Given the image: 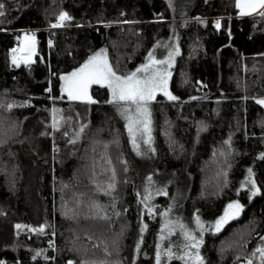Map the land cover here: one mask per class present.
I'll return each instance as SVG.
<instances>
[{
    "label": "trees",
    "instance_id": "trees-1",
    "mask_svg": "<svg viewBox=\"0 0 264 264\" xmlns=\"http://www.w3.org/2000/svg\"><path fill=\"white\" fill-rule=\"evenodd\" d=\"M0 3V261L155 264L168 195L141 203L147 174L107 87L93 84L95 102L73 104L60 76L100 49L126 75L165 41L179 49L168 82L178 99L162 92L149 104L150 166L180 182L172 222L200 218L204 264L252 258L264 243V106L253 99L264 97V17L239 15L235 0H195L182 15L169 0ZM60 11L72 20L52 27ZM24 31L35 32L37 53L16 65L12 50ZM73 105L83 108L82 121L67 119ZM249 168L260 189L251 198ZM233 200L244 206L240 215L217 233L208 229Z\"/></svg>",
    "mask_w": 264,
    "mask_h": 264
},
{
    "label": "snow or ice",
    "instance_id": "snow-or-ice-1",
    "mask_svg": "<svg viewBox=\"0 0 264 264\" xmlns=\"http://www.w3.org/2000/svg\"><path fill=\"white\" fill-rule=\"evenodd\" d=\"M4 7L5 5L0 3V16L4 15L2 11ZM235 7L239 10V15H251L258 12L260 16L264 17V0H235ZM70 20H72V17L67 12L60 11L52 27L63 26ZM216 26H220L219 21H216ZM157 43L159 44V42ZM49 44H51V41H49ZM155 47L156 45H153V48ZM35 50V37L28 36L26 38V44L22 49L12 50L13 64L18 65L21 62L28 64ZM18 51H20L22 55H17ZM178 51V48H169L167 56L162 60H158L150 50L146 57V63L139 65L134 71L126 75H118L109 63L105 50L101 49L93 55H90L78 68L60 76L62 81L61 91L67 93L69 100L94 103L95 101L92 96L89 95L90 86L93 84L106 85L110 94V99L106 102L116 104L117 112L126 121L125 128L127 129L129 141L132 144L133 150L136 151L137 155H141L139 141H143L145 145L151 148L149 102L155 99L157 92H163L169 100L178 99V97L168 91V77L171 75L168 68H171L174 57L178 54ZM165 64L167 68L163 67ZM158 65L160 67H157ZM191 99H195V97ZM253 99L256 100L257 104L264 106V97H254ZM7 107L11 109L13 104H8ZM53 111L55 112L56 110L54 109ZM56 127H58V124L54 117L53 128ZM152 151H155V149H152ZM260 155L261 158H264V153ZM252 175V169L249 168L248 176L245 177V181L251 185L249 198L260 191L256 186L255 180L251 178ZM114 176L115 173L113 171V178ZM148 179L151 180V177L149 176ZM246 186L248 185L245 182L241 183V188ZM113 187V183L108 184V188ZM161 191L162 189L157 190L156 194L159 195ZM145 192L144 200L141 201V203H145L147 207V201L150 199V195L147 194V188ZM243 207L244 206L239 200L230 201L225 206L223 214L215 220L211 230L213 232H219L225 224L240 215ZM170 209L171 206H169V209H166L164 213H160V215L166 217ZM148 210L151 213L152 209L149 208ZM195 220L196 226L200 230L199 238L183 223L168 221L161 224V229L166 230L169 234H171L177 226L180 228L181 234L184 236L185 241H187V243L183 245L184 251L179 257V259L184 260V264H204V258L200 255L199 249L203 243L202 237L206 229L198 216L195 217ZM16 227L19 229L22 226L17 225ZM43 228L44 225H40L39 229H33V231H42ZM143 231L144 226L141 227V232ZM260 240L264 242V237H260ZM136 248L139 250V242ZM174 256L175 253L172 251L171 245L162 249L161 245L157 243L155 253L156 264H163L165 259L171 260ZM253 258L258 260V264H264V243L258 245L253 250L252 258H246L244 264H254ZM0 264H5V262L0 261ZM69 264H72V262L69 261Z\"/></svg>",
    "mask_w": 264,
    "mask_h": 264
},
{
    "label": "rangeland",
    "instance_id": "rangeland-1",
    "mask_svg": "<svg viewBox=\"0 0 264 264\" xmlns=\"http://www.w3.org/2000/svg\"><path fill=\"white\" fill-rule=\"evenodd\" d=\"M195 0H169V3L172 7V9L176 12V13H180L181 15L182 14H185L187 12V8L194 2ZM258 13V12H257ZM253 14H256V13H253ZM252 14V15H253ZM28 36H34L35 37V52L34 54L32 55V59L29 63L33 62L34 61V58H35V55L37 53V38H36V35L33 33V32H26L24 31L21 36L19 37V40H20V44L15 48V49H22L23 48V45L26 44V38ZM169 48H177L176 46V42L175 41H171V42H168V41H165V42H160L156 48L152 51L154 56L156 57V59L158 60H162L165 56H167L168 54V50ZM101 50V49H100ZM105 50V54L107 56V59L108 61H110L109 59V55ZM98 52V51H97ZM17 55H22V53L20 51L17 52ZM176 56L174 57V60H175ZM23 63V62H21ZM110 63V62H109ZM146 63V61L144 62ZM143 63V64H144ZM174 65V62L172 63V66ZM172 66L171 68H168V71L172 74ZM157 67H160L159 65ZM163 67L167 68V65L165 64ZM118 75H121L119 73H117ZM171 76V75H170ZM170 76L168 77V82H169V79H170ZM92 86V85H91ZM90 86V88H91ZM106 86V85H104ZM107 87V86H106ZM90 88H89V95H90ZM66 94V97L67 99L69 100L68 96H67V93L64 92ZM159 93H162V92H157L156 96L159 94ZM71 103L73 104H80V105H84L85 103H87V101H79V100H69ZM153 101V100H152ZM150 101V102H152ZM149 102V104H150ZM148 104V108L150 109V106ZM114 107H115V110H116V113L119 115V117L124 121V124L126 123L125 119L117 112V106L116 104H114ZM71 111H72V114L69 113L67 114V119H69L70 121H72L73 119H76V120H80L82 121V110L83 108L80 107V108H76L73 106H71ZM74 116V117H73ZM150 120H151V116H150ZM150 136H152V121H151V124H150ZM128 133V132H127ZM140 143V151H141V155H137L136 151L133 150V147H132V144L130 143L131 145V148L133 150V153L136 157L137 160H141L143 162V165H144V172H146L145 174H147V181L145 180V184H144V196L146 194L145 192V189L147 188L148 189V193L150 196L152 194L155 195V193L157 192V190H163V187L164 185H166V187L168 185H171L172 186V190L169 191L168 188H164L165 191L163 190L161 193V195L165 192H167V195H168V201H167V205H166V209H169V206H171V209L170 211L168 212L167 216H163V219L161 221V224L162 223H166L168 221H173L175 215H176V212H177V209H176V201L178 199V196L180 194V182L178 180V178L176 177H171L169 178H166V177H163V175H160V174H154V172L152 171L151 169V166H150V162L151 160H153V151H152V145H151V148H149L148 145H145L143 143V141H139ZM152 171V172H151ZM155 176H154V175ZM157 175V176H156ZM151 177V180L148 179V177ZM154 176V177H153ZM250 185V183H249ZM251 186V185H250ZM165 210L163 211V213L165 212ZM224 212V211H223ZM223 214V213H222ZM221 214V215H222ZM220 215V216H221ZM216 220V219H215ZM215 220L207 226L208 229L211 230V227L214 226V222ZM175 221V220H174ZM173 223H176V222H173ZM161 224L159 225V229H158V241L156 242V245L157 243H159L161 245V248L162 249H165L167 246L166 244H168L170 242V245L172 247H175V245L177 244L178 246V249H176V253H175V256L171 259V260H167L165 259L163 261V264H177V262H179L180 264H184V260L182 259H179L181 253H183L184 251V248H183V245L185 243H187V241H185L184 239V236L181 234V231H180V228L177 226L175 228V230L173 232H171V234H169V232H167L166 230H162L161 229ZM186 225V224H184ZM187 228L193 232V234L197 235V237L199 238V229L197 228L196 226V221L193 222L192 225H186ZM205 226V225H204ZM225 226V225H224ZM223 226V227H224ZM212 231V230H211ZM208 232V230H205L204 233ZM213 232V231H212ZM217 233V232H216ZM204 236V235H203ZM203 238V237H202ZM179 240V241H178ZM178 241V242H177ZM175 244V245H174ZM175 250V249H174ZM173 251V249H172ZM175 261V262H173ZM173 262V263H171ZM155 264H156V261H155Z\"/></svg>",
    "mask_w": 264,
    "mask_h": 264
},
{
    "label": "built area",
    "instance_id": "built-area-1",
    "mask_svg": "<svg viewBox=\"0 0 264 264\" xmlns=\"http://www.w3.org/2000/svg\"><path fill=\"white\" fill-rule=\"evenodd\" d=\"M67 22H68V21H67ZM67 22H66V23H67ZM33 33H35V32H33Z\"/></svg>",
    "mask_w": 264,
    "mask_h": 264
},
{
    "label": "water",
    "instance_id": "water-1",
    "mask_svg": "<svg viewBox=\"0 0 264 264\" xmlns=\"http://www.w3.org/2000/svg\"><path fill=\"white\" fill-rule=\"evenodd\" d=\"M25 46V44L23 45V47Z\"/></svg>",
    "mask_w": 264,
    "mask_h": 264
},
{
    "label": "crops",
    "instance_id": "crops-1",
    "mask_svg": "<svg viewBox=\"0 0 264 264\" xmlns=\"http://www.w3.org/2000/svg\"><path fill=\"white\" fill-rule=\"evenodd\" d=\"M252 15V14H251Z\"/></svg>",
    "mask_w": 264,
    "mask_h": 264
}]
</instances>
